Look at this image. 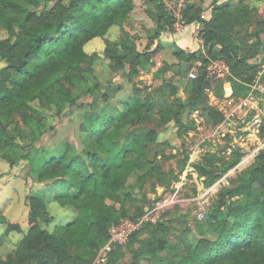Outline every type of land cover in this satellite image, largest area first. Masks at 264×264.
<instances>
[{
	"label": "rangeland",
	"instance_id": "obj_1",
	"mask_svg": "<svg viewBox=\"0 0 264 264\" xmlns=\"http://www.w3.org/2000/svg\"><path fill=\"white\" fill-rule=\"evenodd\" d=\"M15 1L17 8L5 14L11 26L0 15V45L8 44L17 64L27 29L51 21L57 9L68 10L70 1ZM158 3L124 0L118 9L103 3L104 14L87 23L63 58L51 59L24 84L0 57V69L8 70L0 82L11 87L16 80L25 91L23 97L17 92L0 97V264H207L197 263L195 254L214 247L215 221L230 218L234 209L227 208L228 202L244 206L262 193V180L240 197L230 198L227 190L264 158H259L264 154V103L258 124L252 126L247 118L232 127L224 124L201 144L198 138L222 121L231 91L244 95L254 80H264V0H187L185 14L198 19L179 32L170 22L164 29L156 23ZM199 19L209 22L213 32L202 30ZM193 22L201 24L198 30ZM64 24L77 33L76 22ZM51 52L44 55L51 57ZM214 57L253 68L232 72L221 87L204 68L199 70L196 78L202 79L209 109L203 104L191 110L199 96L187 74L198 61L205 64L203 59ZM249 77L252 82H242ZM236 84L245 92L236 91ZM172 87L177 89L173 95ZM111 115L122 116L101 138L90 136L93 122ZM59 153L77 155L88 170L98 171L102 187L84 208L83 201L69 196L66 184L39 200L37 192L49 182L37 181L34 164L41 155ZM82 169L71 175L75 183ZM173 194L175 204L156 226L135 232L118 250L103 251L112 226ZM82 213L90 219L76 222ZM54 226L55 243L38 234L37 228L52 232ZM261 244H252L234 260L221 253L211 264H251L263 257Z\"/></svg>",
	"mask_w": 264,
	"mask_h": 264
},
{
	"label": "trees",
	"instance_id": "obj_2",
	"mask_svg": "<svg viewBox=\"0 0 264 264\" xmlns=\"http://www.w3.org/2000/svg\"><path fill=\"white\" fill-rule=\"evenodd\" d=\"M27 1H33L34 3L39 2V0ZM69 1L70 5L68 7V10L63 12L60 9H57L51 21L44 22L43 24H41V26H35L33 28L27 29L24 37L21 40V43L23 45L22 49L19 50L22 58L17 64H14L13 62V52L8 53V44L0 45L1 59L5 62L7 69L13 68L14 71H16L19 77V82L23 83L25 82V79L28 80L31 77L33 78L37 71L49 64V61L51 59H62L64 53L68 51L69 47H71L72 43L76 40L75 38L77 36L79 37V35L87 31V23L91 22L92 20H96V17H98L99 15L102 16L104 14L105 10L102 6L103 3L111 5V7L113 6L114 8L118 9L122 7L124 2V0ZM17 6L18 4L15 0H0V15L2 16V20L5 19V23L8 26L12 25V21L9 17L5 16V14L9 9H15L17 8ZM81 10L82 12H80ZM184 17L186 23H190L191 21L198 19L197 16H195L194 18L187 17L185 12ZM82 18L83 20H81V22L79 23L78 21ZM66 21H70L72 24L76 22L75 26L77 29V33H75L74 30L70 31L67 27H64V23ZM169 21L170 17L167 11L164 9L161 3H158L156 23H158V25L160 26H163L162 29H164V26H166ZM199 22L202 23V30L207 32H213L212 28H210L209 22H206L203 19H199ZM216 38L220 40L217 35ZM6 45L7 49H5L4 47ZM9 47L12 48V45H9ZM48 50H53V52H51V57H47V55H44V53H46ZM211 59L221 58L214 57ZM206 61L207 58L203 59L204 63ZM225 62L229 68L230 76H232V72L246 71L248 69L251 70V68H253V66H250L240 60H237L231 65L229 64V62ZM6 68L0 69V75L7 73L8 70H6ZM230 76H228V78ZM251 78L252 77L244 79V81L242 80V82H248L251 80ZM213 79L215 80V78ZM201 80L202 79L199 80L198 78L191 79L192 84H189L191 86L192 91H197V96H199V99L197 100L199 102H192L191 110H195L200 107L199 105L203 104V106L209 109V106L206 105V98L202 96L203 84L201 83ZM18 81L11 80V87H7L4 82H0V97H2L3 99V97H9V95H13L15 92L18 93L16 95L17 97H23L22 94H24L25 91L23 89V86L19 88L16 87L19 84ZM252 81L253 80H251L250 82ZM216 82L215 83L217 84V86L221 87L222 81L217 80ZM235 89L236 91H243L242 93L245 92V88L241 90L242 85L240 84H236ZM58 90H60V88H58ZM176 92L177 89L175 87H172L170 90V94L173 95ZM240 96L243 95L241 94ZM121 116L122 115H115L112 118L111 115L110 117L103 118L101 120L96 119V121L93 122L92 126L88 128L90 136L95 138V140L101 138L102 135H105L106 132L110 128H112V126L117 122V120ZM263 155L264 154L260 155L259 158H261ZM24 158H27V156H24ZM236 160H238V158ZM260 161L261 164L257 165L256 163L246 173V176L242 181H240L235 187L229 188L227 190V195L230 198L240 197L250 190L249 188L252 187L253 183H255L256 181L260 182L261 180L263 187L262 193L259 194L255 199H253L250 203L244 206H237V203L234 200L228 202V205H226L227 208H234L230 212V218H218L215 221V226L217 224L216 232L218 239L214 247H212L209 252L200 253L198 251V253L195 254V257L197 258V263H199V261H202L207 264H211L219 260V258L221 257V253L225 256L226 259H233L234 257L242 255V251L252 248V244L254 243H262L261 245H264V158ZM85 164L86 161H84L81 157L77 155L70 157H66L61 153L53 154L52 156H48L45 154L41 155L39 161H37V164H34L33 169L36 173L37 181L42 183L48 181L49 183L48 186L44 188V190L37 192V195H39V200L42 201V198L40 197L42 196V194H45L47 192L54 193L56 191L57 193V191H59L60 189L62 191V188L60 187H62V184H66V187H68V189H71V193L69 196L72 197V199L83 201L82 207L84 208L87 203L91 201V199L95 196V193H97V191H99V189L102 187L100 180L98 182V171H92L91 169L88 170V164ZM110 166H107V170L105 168L106 172L109 170ZM80 167L83 168L82 171H79L81 173V175L79 176L81 179H79V182L75 183L71 180V175H74L75 170H81ZM59 171L64 175H68V180L66 178L61 177L56 178V172L59 173ZM93 208V205H90L89 209H91L92 212L94 211ZM215 217L216 216H210L209 218L211 220H214L216 219ZM87 219H90L88 213H82L77 217L76 222L84 223L85 221H88ZM156 225L146 224L141 229ZM55 226L52 232H46V230L44 231L42 227L37 228L38 234L42 235L45 238L49 237L53 241V243H55L59 239V234L55 231ZM67 226L71 225L62 224L59 227L66 228ZM107 239L108 235L106 236L104 243L107 241ZM119 247L120 246H114L112 251H114V249L118 250ZM261 247L264 248V246ZM222 248V252H217L219 251V249ZM251 264H264V254L262 258L254 260Z\"/></svg>",
	"mask_w": 264,
	"mask_h": 264
},
{
	"label": "built area",
	"instance_id": "obj_3",
	"mask_svg": "<svg viewBox=\"0 0 264 264\" xmlns=\"http://www.w3.org/2000/svg\"><path fill=\"white\" fill-rule=\"evenodd\" d=\"M187 0H161V4L167 11L170 17V27L179 32L187 28L188 23L185 22L184 9ZM192 26L198 30L201 24L193 22ZM205 69L208 76L217 80H225L230 76L229 68L222 59L207 58V62L203 64L201 61L195 63L188 74L187 78L197 79L199 70ZM264 103V80L256 79L253 83L248 85V91L243 96H235L231 91L227 97L226 104L222 109V121L215 126L211 133L201 134L198 138V143L201 144L205 139L214 134H218L224 130V124L229 126L236 125L238 122L247 118H251L252 126L259 123V106ZM264 146V142H262ZM176 194L166 195L160 198L152 207L146 210L143 214L136 218L121 219L117 224L112 226L109 230L107 242L103 251H110L114 246H122L126 243L128 238L135 232L139 231L146 224H156L161 215L175 204Z\"/></svg>",
	"mask_w": 264,
	"mask_h": 264
}]
</instances>
